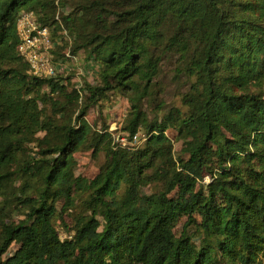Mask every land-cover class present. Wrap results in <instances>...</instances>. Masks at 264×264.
Wrapping results in <instances>:
<instances>
[{"label":"trees","instance_id":"trees-1","mask_svg":"<svg viewBox=\"0 0 264 264\" xmlns=\"http://www.w3.org/2000/svg\"><path fill=\"white\" fill-rule=\"evenodd\" d=\"M61 5L0 0V264H264V0H131L120 9L87 0L60 20ZM22 11L49 29L54 48L63 46L53 31L69 29L71 55L99 63L82 104L61 75L28 74L17 50ZM173 55L192 80L186 111L149 122L141 103ZM108 93L127 98L124 134L142 132L141 146H122L85 120ZM168 130L186 158L174 156ZM82 149L107 158L91 180L75 175ZM149 186L158 189L147 194ZM79 187L72 237L61 240L56 207L75 208ZM17 208L24 218L15 221Z\"/></svg>","mask_w":264,"mask_h":264},{"label":"rangeland","instance_id":"rangeland-1","mask_svg":"<svg viewBox=\"0 0 264 264\" xmlns=\"http://www.w3.org/2000/svg\"><path fill=\"white\" fill-rule=\"evenodd\" d=\"M62 5L59 7L56 13V18L60 19L73 14L78 8V5L84 3L87 0H60ZM104 2L108 7L113 9H120L121 6L130 4L131 0H99ZM250 1V0H248ZM247 15L255 16L250 12ZM79 17L78 26H84L82 20V14L78 13ZM64 28L67 29L66 26ZM174 25L167 21L164 24V31L170 35L173 31ZM88 31V30H86ZM67 37L61 35V30L53 31L54 39L62 38V48L57 46L51 51V57L54 64L65 67V73H62L61 77L65 80L64 85L68 86V92L74 87L82 93V104L87 96L85 92L86 85H97L99 83V71L100 65L94 60H88L84 51H78L76 55H71V51L74 45V36L69 29H67ZM63 36V37H62ZM64 38V39H63ZM69 52V53H68ZM70 54V55H69ZM175 56V55H173ZM63 62V64H59ZM59 77V74H57ZM192 81V80H191ZM191 81L186 77L185 72H181L180 63L175 57H164L161 64L157 78L154 81L151 96L145 98L141 103V110L147 115V120L153 121L155 118H161L166 115L170 109L178 108L185 112L186 107L182 103V98L187 94ZM130 110V104L127 98L118 93H108V98L99 100L94 106H92L85 117V120L90 124L94 131L108 130L112 134V137L117 139L118 136H122L126 139L127 146L139 147L142 143H132L127 139L124 134V128L126 126V120L128 118ZM173 144V152L175 157L186 158L184 154L187 146L184 142H181L175 131L168 130L166 132ZM42 136V135H40ZM139 139L143 138L142 132L138 134ZM29 154L37 152L34 144L28 146ZM208 156V155H207ZM76 161L75 175L85 180H91L96 176L105 164L107 158L103 152L92 154L89 150H79L74 153ZM212 165V158L209 160ZM209 182V177L205 176L203 183ZM18 186V183H16ZM158 186H149L145 189V193L149 194ZM85 195L83 187L76 188L73 192L75 200V208L61 214V205L56 207V215L53 221L54 228L61 240H69L72 237L73 229V217L80 211V200ZM24 209L17 208L13 213V220L18 221L24 218L22 212ZM185 222V218H182L175 230L176 234L182 229ZM199 218H196V227L199 225ZM17 245L13 244L10 247V252L16 249Z\"/></svg>","mask_w":264,"mask_h":264},{"label":"built area","instance_id":"built-area-1","mask_svg":"<svg viewBox=\"0 0 264 264\" xmlns=\"http://www.w3.org/2000/svg\"><path fill=\"white\" fill-rule=\"evenodd\" d=\"M17 33L19 45L17 50L29 66L28 74L42 79H50L65 73V67L53 63L51 51L54 43L51 41L50 31L37 21L32 12H20L17 18ZM59 64H63L60 63ZM144 139H139L138 135L133 136L132 143H141ZM116 141L122 146H127L126 139L118 136Z\"/></svg>","mask_w":264,"mask_h":264}]
</instances>
